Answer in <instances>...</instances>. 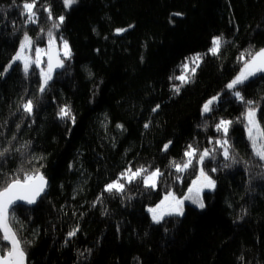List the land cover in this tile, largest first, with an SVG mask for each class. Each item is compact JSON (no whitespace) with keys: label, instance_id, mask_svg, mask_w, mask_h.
Wrapping results in <instances>:
<instances>
[{"label":"trees","instance_id":"obj_1","mask_svg":"<svg viewBox=\"0 0 264 264\" xmlns=\"http://www.w3.org/2000/svg\"><path fill=\"white\" fill-rule=\"evenodd\" d=\"M25 2L32 0H0V150L9 148L0 157V188L26 172L48 181L33 208L10 214L26 264H264V162L245 130L247 105L226 87L243 68L241 54L264 47V0H76L68 9L64 0H36V23L26 22ZM49 32L55 45L67 41L71 57L41 94L34 64L28 76L22 64L4 70L25 33L34 61ZM213 37L224 42L218 55L209 52ZM197 54L200 66L177 94L175 77ZM238 87L264 127V76ZM213 97V110L202 115ZM29 99L31 116L22 109ZM64 106L75 123L58 117ZM221 119L233 121L234 162L217 149L203 165L215 181L202 191L205 207L183 204V215L154 223L148 209L168 192L183 199L200 173L195 161L183 173L173 162L186 159L189 145L212 149ZM129 168L163 175L155 189L138 178L122 194L104 191Z\"/></svg>","mask_w":264,"mask_h":264},{"label":"snow or ice","instance_id":"obj_2","mask_svg":"<svg viewBox=\"0 0 264 264\" xmlns=\"http://www.w3.org/2000/svg\"><path fill=\"white\" fill-rule=\"evenodd\" d=\"M76 0H64L65 7H70L74 4ZM36 7V0L32 2H25L23 4V15L26 16L27 23H36L37 16L34 8ZM49 12V19H52L51 12L49 9H45ZM174 15H182L176 13ZM64 21V17L60 16L58 22L53 25L54 28H59V25ZM117 34L126 31V29H117ZM48 44L49 48L46 51L47 55V68L41 69V83L39 91L43 94L46 89L49 87V82L53 79V72L56 69L64 68V61L70 59L71 49L66 40H61L62 53L61 51H56L53 53L52 46L55 43V38L53 33H48ZM32 39L25 33L19 50L16 55L13 57L12 62L5 68V72L11 68L12 64L17 61L21 62L23 65V72L25 76L30 74V68L34 64L36 68H40L42 64L41 53L42 49L35 48L36 58L33 61L30 57L25 55L27 50L32 48ZM222 37H213L212 46L209 49V52L212 55H218L223 46ZM62 56V58H61ZM243 63V68L240 73L226 85L227 89L232 93L237 101L247 105L246 111L243 114V121L245 122V130L250 141L252 151L254 156H256L260 161L264 162V127L261 126L260 122L257 120V109L254 106L253 101H246L244 96L239 90L240 85H243L250 77L256 76L258 73H264V49H260L256 52L249 51L246 55L241 54L239 57ZM201 56L197 54L192 57L190 60L186 61L182 66V74L175 77V79L181 82L180 86H174L173 91L179 94L180 87L184 84L191 82V79L195 76L197 68L200 66ZM219 97H213L207 101L202 108V115L207 114L213 110L212 106L217 102ZM159 105H156L153 108V111L159 109ZM23 111L31 116L33 115L35 105L34 102L29 99L22 104ZM60 119H71L75 123V117L72 116L71 109L68 106L60 108L58 113ZM233 121L221 119L216 125L215 129L218 133H222L221 138L216 139L214 142L212 140L209 143H214L212 149H205L202 152L189 145L187 150L184 152V157L186 158L182 163L173 162V167L177 173H183L193 166L195 161L196 165L200 167V173L196 180L192 182V186L189 187L188 193L183 199H179L174 196L172 192H168L163 200L157 204L154 208H149L148 211L152 215V220L154 223H161L166 215L175 214L177 216L183 215V204L184 200H191L192 203L196 204L199 208L203 209L205 207L203 200L200 198V193L204 188L214 189L215 181L210 178V176L204 171L203 165L206 159L215 158L216 150H221L220 155L223 156L225 161H233L234 157L232 155V145L229 140V131ZM149 125L145 124V128ZM118 128H121L122 125H117ZM171 143V142H169ZM169 145H164V150L167 151ZM18 150V149H17ZM9 152V148H4L0 150V157H4L6 153ZM226 167L228 165H225ZM212 171H216V168H213ZM163 173L156 169L149 172L146 168H138L132 170V168L127 169L121 174V176L104 188L105 192L108 193H123L126 188V184L132 183L134 180L141 178L145 187H150L155 189L157 182ZM179 178V177H178ZM47 186V181L44 176L38 171L32 174L25 173L23 177L19 176H10L8 182L5 186L0 188V245L7 248V251H0V264H26V253L21 246V241L18 239L17 232L12 227V222L15 217L11 216V213H14V205L17 201H24L25 203L32 205L36 203L37 197L44 193ZM195 193V195H192ZM97 200H100V197H97ZM95 206V204L93 205ZM79 229H74L68 233L69 238L76 235V232Z\"/></svg>","mask_w":264,"mask_h":264},{"label":"water","instance_id":"obj_3","mask_svg":"<svg viewBox=\"0 0 264 264\" xmlns=\"http://www.w3.org/2000/svg\"><path fill=\"white\" fill-rule=\"evenodd\" d=\"M48 48H49V44H47V45L45 46V53H46V51L48 50ZM262 49H264V47H263ZM52 50H53V53L55 54L56 51H59L58 46L55 45V44H53V46H52ZM16 63H18V64H22V63L19 62V61H17ZM44 64H45V66H46V68H47V55H46V54H45V62H44ZM46 68H45V69H46ZM61 69H62V68L56 69V70L53 72V76H54L57 72H59ZM38 71L41 72V68H39ZM257 75H262V76H264V73H258ZM50 82H51V81H50ZM50 82H49V83H50ZM45 180H46V179H45ZM46 181H47V180H46ZM47 188H48V181H47V186H46V188H45L44 193H42L39 197H37V200H36V203H35V204L29 205V204L25 203L24 201H17L16 204L14 205V208L17 207V206H22V207H25V208H33V207L39 202V200H40V199L46 194Z\"/></svg>","mask_w":264,"mask_h":264},{"label":"rangeland","instance_id":"obj_4","mask_svg":"<svg viewBox=\"0 0 264 264\" xmlns=\"http://www.w3.org/2000/svg\"><path fill=\"white\" fill-rule=\"evenodd\" d=\"M64 7H65V5H64ZM69 7H65V9H68ZM61 40H65L64 38H61L60 40H59V42H58V49H59V51H61V53H62V45H61ZM35 58H36V54H35ZM41 58H42V64L45 62V47H44V51H42V53H41ZM61 58H62V56H61ZM41 64V65H42ZM180 76V75H179ZM121 176V175H120ZM119 176V177H120ZM114 181H116V180H114ZM113 182V181H112ZM142 182H143V180H142ZM111 183V182H110ZM109 184V183H108ZM107 185V184H106ZM105 185V186H106ZM143 185H144V183H143ZM145 186V185H144ZM192 186V185H191ZM190 186V187H191ZM150 188V187H149ZM204 189H206V188H204ZM203 189V190H204ZM202 190V191H203ZM202 191H201V193H200V198L202 199ZM186 195H189V193H188V191L186 192V194H185V196ZM192 195H195V193H192ZM184 196V197H185ZM183 197V198H184ZM163 200V199H162ZM184 204H190V205H193V206H195V207H197V208H199L196 204H194V203H192V201L191 200H184Z\"/></svg>","mask_w":264,"mask_h":264},{"label":"flooded vegetation","instance_id":"obj_5","mask_svg":"<svg viewBox=\"0 0 264 264\" xmlns=\"http://www.w3.org/2000/svg\"><path fill=\"white\" fill-rule=\"evenodd\" d=\"M41 69H45V66L44 67H40Z\"/></svg>","mask_w":264,"mask_h":264}]
</instances>
